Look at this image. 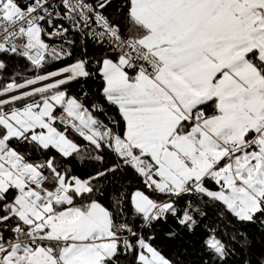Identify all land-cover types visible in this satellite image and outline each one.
Returning <instances> with one entry per match:
<instances>
[{
    "label": "snow or ice",
    "instance_id": "snow-or-ice-1",
    "mask_svg": "<svg viewBox=\"0 0 264 264\" xmlns=\"http://www.w3.org/2000/svg\"><path fill=\"white\" fill-rule=\"evenodd\" d=\"M0 264H264V0H0Z\"/></svg>",
    "mask_w": 264,
    "mask_h": 264
}]
</instances>
